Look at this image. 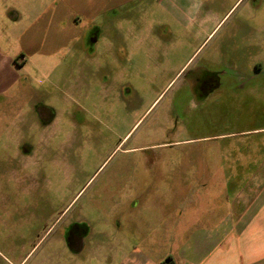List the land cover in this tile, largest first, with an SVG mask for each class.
I'll return each instance as SVG.
<instances>
[{
    "label": "rangeland",
    "instance_id": "374dc122",
    "mask_svg": "<svg viewBox=\"0 0 264 264\" xmlns=\"http://www.w3.org/2000/svg\"><path fill=\"white\" fill-rule=\"evenodd\" d=\"M58 2L0 0V264H20L35 243L36 218L50 220V226L65 210L62 224L87 217V246L98 252L95 258L65 254V264L68 259L117 264L122 238L117 224L129 223L141 228L143 237L152 236L157 246L141 249L156 259L182 239L169 231L181 229L191 212L184 201L196 208L206 193L203 183L217 181L221 149L231 152L258 138L251 136L264 126V96L226 91L211 101L202 97L193 81L205 76L198 65L221 27L193 56L199 28L174 23L158 6L148 9L157 14L138 22L79 18L80 40L52 59L26 61L22 34L48 20ZM60 7L58 13L66 15L67 8ZM101 28L99 38L94 30ZM188 58L192 61L179 74ZM40 105L54 115L52 125L42 123ZM168 143L177 145L164 146ZM23 144L41 152L31 187L14 182L1 167ZM135 147L139 151H131ZM128 194L132 197L122 204ZM151 226L158 234L147 231ZM54 238L55 233L28 264L54 248Z\"/></svg>",
    "mask_w": 264,
    "mask_h": 264
},
{
    "label": "crops",
    "instance_id": "0c3cea01",
    "mask_svg": "<svg viewBox=\"0 0 264 264\" xmlns=\"http://www.w3.org/2000/svg\"><path fill=\"white\" fill-rule=\"evenodd\" d=\"M61 4L68 11L64 16L58 11ZM212 5L213 9L204 11L205 6ZM155 6L162 9L160 15H166L174 23L199 28L193 56L220 27L227 25L223 33L219 34L220 29L216 34L217 43L198 65L200 72L218 77L217 87L208 101L217 97L218 92L226 91L245 98H263L264 0H59L56 12H52L48 20H38L34 27L25 30L20 49L23 54L27 53L28 62L38 57L52 59L82 38L84 31L77 27V19L90 23L138 22L141 17L146 19L157 14L148 10ZM138 7L141 8L138 15H131ZM101 30H94L99 38ZM141 60L143 58L138 59ZM191 61L192 58H188L179 74ZM168 85L157 99L164 95ZM255 132L257 134L250 135L258 137L253 142L242 143L231 152L221 149L224 162L217 168L218 179L203 183L201 188L207 194L196 208L191 201H184L185 208L189 204L192 213L181 216L185 217L181 229L177 226L169 231L182 235L176 247L154 259L150 252L141 249L145 246L152 251L157 246L152 236L143 237L141 228L132 223L117 224L122 237L118 240L117 264H161L168 258L177 264H264V126ZM174 145L177 143L164 146L172 148ZM233 157L235 161L229 159ZM183 185L191 186L188 182ZM130 197L132 195L128 194L122 204ZM137 204L134 205L136 210ZM147 231L158 234L152 226ZM91 253V258L98 255L93 247Z\"/></svg>",
    "mask_w": 264,
    "mask_h": 264
},
{
    "label": "flooded vegetation",
    "instance_id": "af4514ba",
    "mask_svg": "<svg viewBox=\"0 0 264 264\" xmlns=\"http://www.w3.org/2000/svg\"><path fill=\"white\" fill-rule=\"evenodd\" d=\"M171 82L172 81H170V83ZM217 82L218 79L216 76L214 77V75L206 74L205 76L198 75L193 81L194 85L198 86V90L202 94V97H205L206 100L213 94V91L217 87ZM169 86L170 84L168 87ZM165 92H167V90ZM183 97L184 96L182 94L181 98ZM36 111L39 114V118L41 119L42 123L46 127L54 123V115L48 108L40 105ZM41 140L49 142L52 139L49 138ZM19 149L20 151L16 154V156L8 157L7 159L5 158L6 160L1 163V167L4 172L9 171L12 173L11 179L14 182H22L24 184L27 183L28 187H31L34 184V167L38 166L37 164L40 161L39 158L41 152L40 150L25 144H23ZM137 150L139 151V149L135 147L131 151ZM21 192L22 190L16 193L20 194ZM79 195L80 193L78 196ZM65 213L66 210L63 211L61 213V217L50 226V220H41V218H36V222H38L39 227L36 229L37 231L35 230L36 233L33 234V239H36L35 243L32 246L30 252L25 254V257L20 264H28L35 253L44 247L47 238H51L54 233V248L51 245V247L45 251V255L36 262L33 261V264H65V254H69L74 257H77V255L80 254L82 256L90 255L91 247L87 246V242L89 241L88 239H90L91 236V228L89 225L90 222H88L86 216L83 217L82 215H77L72 217L70 221L62 224V222L65 220ZM10 264L13 263L10 262ZM68 264H73V262H70V259H68Z\"/></svg>",
    "mask_w": 264,
    "mask_h": 264
},
{
    "label": "trees",
    "instance_id": "16d2710c",
    "mask_svg": "<svg viewBox=\"0 0 264 264\" xmlns=\"http://www.w3.org/2000/svg\"><path fill=\"white\" fill-rule=\"evenodd\" d=\"M161 264H177V263L172 258H168Z\"/></svg>",
    "mask_w": 264,
    "mask_h": 264
}]
</instances>
